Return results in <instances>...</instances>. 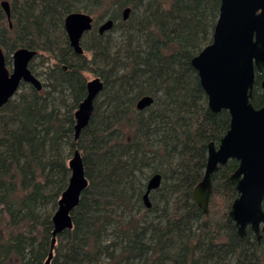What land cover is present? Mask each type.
<instances>
[{
  "label": "trees",
  "instance_id": "16d2710c",
  "mask_svg": "<svg viewBox=\"0 0 264 264\" xmlns=\"http://www.w3.org/2000/svg\"><path fill=\"white\" fill-rule=\"evenodd\" d=\"M8 1L9 18L0 6L5 56L24 46L50 63L40 90L21 82L0 106V264H43L76 148L88 184L72 227L56 235L50 264H264V232L257 239L247 227L240 236L227 216L236 159L212 173L207 212L192 195L207 144L218 143L230 120L228 110L209 109L190 62L211 41L219 0ZM72 11L94 19L80 54L64 29ZM107 18L113 26L99 33L96 24ZM28 67L33 72V58ZM87 73L103 86L75 139ZM263 74L255 71V107L264 100ZM144 95L153 101L137 109ZM155 173L161 183L147 207L143 194Z\"/></svg>",
  "mask_w": 264,
  "mask_h": 264
},
{
  "label": "water",
  "instance_id": "95a60500",
  "mask_svg": "<svg viewBox=\"0 0 264 264\" xmlns=\"http://www.w3.org/2000/svg\"><path fill=\"white\" fill-rule=\"evenodd\" d=\"M9 18L8 0L0 2ZM130 7L122 10L126 19ZM93 17L84 11H72L64 18V29L75 53H82L80 40L83 33L92 28ZM114 20L107 18L98 26V32L109 30ZM36 50L18 47L11 55V69L0 45V106L18 90L21 82L40 90L42 83L28 67ZM206 94L207 105L212 112L226 109L229 127L217 144H207L206 163L201 180L194 186L195 203L208 211L211 193V176L220 165L236 159L238 165L228 176L234 184L237 196L233 199L227 216L232 220L240 236L250 227L261 238L264 232V100L255 107L251 102L255 71L264 68V0H219V9L211 41L190 60ZM103 82L95 76L86 81V93L74 112V138L88 123L95 97ZM264 92V74L260 80ZM153 101L150 95L140 97L137 109H144ZM70 175L51 217L52 231L49 249L43 264H50L57 233L72 227L71 211L78 204L80 194L88 184L79 149H74L68 159ZM161 183V175L153 174L147 181L143 194L149 207V193Z\"/></svg>",
  "mask_w": 264,
  "mask_h": 264
},
{
  "label": "rangeland",
  "instance_id": "374dc122",
  "mask_svg": "<svg viewBox=\"0 0 264 264\" xmlns=\"http://www.w3.org/2000/svg\"><path fill=\"white\" fill-rule=\"evenodd\" d=\"M1 1L2 0H0V2ZM11 55H12V53L6 55L7 66H8L9 69H11V60H12ZM49 63H50V60H49V58H46V54L33 56V73L38 77V79L41 81V83L45 82V77H44L45 74H44V72L48 70ZM93 77H95V76L93 74H91V73H87V75H86V79L87 80H89V79H91ZM149 201H150V199H149Z\"/></svg>",
  "mask_w": 264,
  "mask_h": 264
},
{
  "label": "flooded vegetation",
  "instance_id": "af4514ba",
  "mask_svg": "<svg viewBox=\"0 0 264 264\" xmlns=\"http://www.w3.org/2000/svg\"><path fill=\"white\" fill-rule=\"evenodd\" d=\"M9 4H10V2H9ZM0 6H1V5H0ZM3 11H4V10H3ZM4 13H5V11H4ZM5 14H6V13H5ZM6 16H7V15H6ZM7 18H8V17H7ZM122 18H123V17H122ZM112 19H113V18H112ZM113 20H114V19H113ZM103 21H104V20H103ZM101 22H102V21H100V22H98V23L96 24V25H97V31H98V26H99V24H100ZM114 22H115V21H114ZM114 22H113V23H114ZM93 25H94V19H93V22H92V27H93ZM112 26H113V25H112ZM110 29H111V28H110ZM110 29H109V30H110ZM87 31H88V30H87ZM107 31H108V30H107ZM107 31H104V32H107ZM85 32H86V31H85ZM85 32H84V33H85ZM84 33H83V34H84ZM82 37H83V35H82ZM82 37H81V38H82ZM80 43H81V40H80ZM81 46H82V45H81ZM12 53H13V52H12ZM31 60H32V59H31ZM31 60H30V61H31ZM30 61H29V62H30ZM6 63H7V62H6ZM28 64H29V63H28ZM254 233H255V232H254ZM255 235H256V234H255ZM256 238H257V237H256Z\"/></svg>",
  "mask_w": 264,
  "mask_h": 264
}]
</instances>
